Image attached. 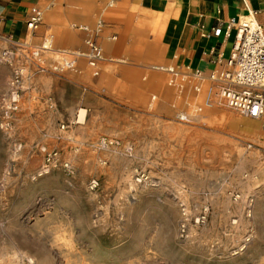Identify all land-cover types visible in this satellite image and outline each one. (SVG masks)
Masks as SVG:
<instances>
[{
    "label": "rangeland",
    "instance_id": "374dc122",
    "mask_svg": "<svg viewBox=\"0 0 264 264\" xmlns=\"http://www.w3.org/2000/svg\"><path fill=\"white\" fill-rule=\"evenodd\" d=\"M110 3L0 35V264H264V119L187 70L97 107L84 54Z\"/></svg>",
    "mask_w": 264,
    "mask_h": 264
},
{
    "label": "crops",
    "instance_id": "0c3cea01",
    "mask_svg": "<svg viewBox=\"0 0 264 264\" xmlns=\"http://www.w3.org/2000/svg\"><path fill=\"white\" fill-rule=\"evenodd\" d=\"M70 1L85 2L0 0V35L11 43H26L32 9L47 12L50 20L59 3L66 8ZM108 6L103 14L106 20H100L101 29L95 35L105 56L98 64L93 89L95 105L101 109L120 99L117 86L135 90L181 76L183 70L190 78L197 73L211 78L225 69L234 31L230 38L225 32L214 36L219 23L248 17L264 29V0H112ZM82 18L89 20L90 16ZM124 100L140 102L142 98L128 95Z\"/></svg>",
    "mask_w": 264,
    "mask_h": 264
},
{
    "label": "built area",
    "instance_id": "2783aa9c",
    "mask_svg": "<svg viewBox=\"0 0 264 264\" xmlns=\"http://www.w3.org/2000/svg\"><path fill=\"white\" fill-rule=\"evenodd\" d=\"M41 21L42 11L34 8L27 21V28L34 31ZM84 29L87 30V27ZM233 31L234 44L226 60V68L217 71L211 79L221 84V97L228 107L249 118L264 119V29L256 21L232 18L224 25L219 23L213 29V35L219 37L225 32V36L230 38ZM87 45L90 52L84 55L92 66L104 60V52L94 39H88ZM18 77L17 84L20 82ZM18 97L15 92L6 111L8 118L18 109ZM57 159L56 153L47 154L48 165Z\"/></svg>",
    "mask_w": 264,
    "mask_h": 264
},
{
    "label": "bare ground",
    "instance_id": "6f19581e",
    "mask_svg": "<svg viewBox=\"0 0 264 264\" xmlns=\"http://www.w3.org/2000/svg\"><path fill=\"white\" fill-rule=\"evenodd\" d=\"M181 10H182V9H181ZM164 11H165V10H164ZM188 14H189V13H188ZM245 20H247V21H248V20H250V21H254V20H252V19H250V18H248V17H246ZM158 28H159V27H158ZM82 111L85 112V110H83V109H82ZM84 112H82V114H81V118H84ZM250 123H251V122H250ZM241 127H242V126H241ZM246 130H247V131H252V130H256V131H257V130H258V124H254V123L252 124V123H251V124H249V125L246 126ZM27 259H28V261H29V264H34V263H35V260H34L33 258L28 257Z\"/></svg>",
    "mask_w": 264,
    "mask_h": 264
}]
</instances>
